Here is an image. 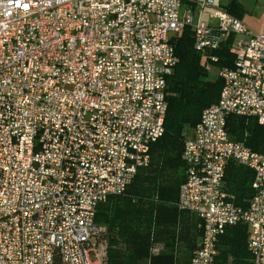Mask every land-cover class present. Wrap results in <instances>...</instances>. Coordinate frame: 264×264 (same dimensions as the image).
<instances>
[{
    "label": "built area",
    "instance_id": "2783aa9c",
    "mask_svg": "<svg viewBox=\"0 0 264 264\" xmlns=\"http://www.w3.org/2000/svg\"><path fill=\"white\" fill-rule=\"evenodd\" d=\"M0 0V264H106L99 207L122 194L165 131L171 39L229 42L233 66L185 138L177 205L203 234L189 264H215L226 228L248 225L264 264V153L227 130L231 114L264 126V34L217 0ZM205 17V18H204ZM230 161L254 172L246 207L225 187Z\"/></svg>",
    "mask_w": 264,
    "mask_h": 264
},
{
    "label": "trees",
    "instance_id": "16d2710c",
    "mask_svg": "<svg viewBox=\"0 0 264 264\" xmlns=\"http://www.w3.org/2000/svg\"><path fill=\"white\" fill-rule=\"evenodd\" d=\"M223 6L243 19L245 8L240 0H229ZM171 43L178 62L167 78L165 131L151 146L150 163L140 167L126 191L111 196L96 215L97 222L108 228L106 264H189L203 234L201 218L177 205L180 186L186 180L182 158L185 128H193L203 109L220 97L222 79H211L208 65L232 67L234 56L228 42L212 52L217 61L203 57L194 47L190 27ZM227 130L264 153V126L255 118L231 114ZM253 180V170L228 163L225 186L235 195L236 204L248 205L254 194ZM248 234L246 223L227 227L217 240L215 264H253Z\"/></svg>",
    "mask_w": 264,
    "mask_h": 264
},
{
    "label": "rangeland",
    "instance_id": "374dc122",
    "mask_svg": "<svg viewBox=\"0 0 264 264\" xmlns=\"http://www.w3.org/2000/svg\"><path fill=\"white\" fill-rule=\"evenodd\" d=\"M226 2L227 0H221ZM244 6L243 21L254 32L264 34V0H240ZM209 77L215 79L218 74V69L208 65ZM188 127L185 128L187 132Z\"/></svg>",
    "mask_w": 264,
    "mask_h": 264
},
{
    "label": "crops",
    "instance_id": "0c3cea01",
    "mask_svg": "<svg viewBox=\"0 0 264 264\" xmlns=\"http://www.w3.org/2000/svg\"><path fill=\"white\" fill-rule=\"evenodd\" d=\"M198 1V0H183V7L186 6L189 7V8H193L194 10L196 9V5H195V2ZM218 3H220L221 5H225L229 2V0H227L226 2H222L221 0H217ZM205 18V17H204ZM243 20V19H242ZM183 32V31H182ZM230 46V45H229ZM219 70V69H218ZM218 76V75H217ZM192 132V128H188L186 134L187 135H190ZM226 187V186H225ZM201 240V239H200ZM200 242V241H199ZM159 249V246L156 248L155 251H157Z\"/></svg>",
    "mask_w": 264,
    "mask_h": 264
}]
</instances>
